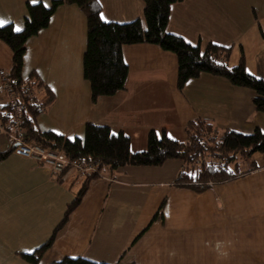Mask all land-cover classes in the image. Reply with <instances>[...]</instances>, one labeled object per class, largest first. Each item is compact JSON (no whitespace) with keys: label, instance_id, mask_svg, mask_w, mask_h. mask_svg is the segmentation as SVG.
Here are the masks:
<instances>
[{"label":"crops","instance_id":"obj_1","mask_svg":"<svg viewBox=\"0 0 264 264\" xmlns=\"http://www.w3.org/2000/svg\"><path fill=\"white\" fill-rule=\"evenodd\" d=\"M28 2L34 3L0 0V26L12 23L22 30ZM99 2L106 21L145 20L143 0ZM167 30L202 48L209 42L232 46L230 65L243 51L248 71L264 77V0H182L172 5ZM87 32L84 12L62 4L27 41L23 77L37 73L55 97L37 118L42 131L73 139L84 137L87 123L107 125L130 136L133 152L147 148L152 129L186 140L187 123L198 117L219 128L264 131L253 90L209 73L180 90L177 55L151 43L125 45V88L93 101L83 68ZM11 65V48L0 39V72ZM7 100L0 76V104ZM10 148L9 136L0 134V152ZM252 158L255 169L202 192L175 184L180 159L127 165L115 177L105 173L91 180L42 261L84 256L114 264H264V152ZM82 184L77 174H53L45 163L14 152L1 161L0 258L28 264L19 254L52 236ZM164 201L163 219L153 221Z\"/></svg>","mask_w":264,"mask_h":264},{"label":"trees","instance_id":"obj_2","mask_svg":"<svg viewBox=\"0 0 264 264\" xmlns=\"http://www.w3.org/2000/svg\"><path fill=\"white\" fill-rule=\"evenodd\" d=\"M143 1L144 21L141 18L123 23L106 21L101 16L102 6L99 0H52L50 5L28 2V13L22 30L17 31L12 23L0 26V39L12 51L8 84L15 93L14 104H0V118L6 129L19 134L25 141L47 149L63 150L71 160L99 164V172L82 177V186L68 205L52 236L35 250L19 254L28 264L41 263L47 250L52 247L57 232L80 205L91 180L101 177V173L115 177L119 169L127 165L161 166L168 159H180L183 165L175 178V184L202 192L213 184L233 180L255 169L257 164L253 161V155L264 152V131L261 128L258 127L251 133H243L231 128H219L212 120L201 117L187 123V137L183 141L171 138L166 130H150L147 148L138 152L132 151L129 135L123 131L114 133L107 125L87 123L84 137L73 139L39 128L38 116L52 105L55 97L37 73L23 77L24 57L28 39L49 25L51 17L62 4L77 5L87 18V48L83 68L84 77L91 84L93 101H97L100 96L116 94L125 88L129 66L123 47L127 44L151 43L177 55L180 90L188 80L197 78L202 73L221 76L233 85L253 90L254 106L264 113V77L248 71L243 51L239 62L230 65L228 60L232 46L209 42L202 48L169 32L167 26L171 7L182 0ZM262 37L264 39V33ZM40 91L44 93L41 94ZM11 153L13 146L0 152V162ZM206 156L210 160L199 163ZM164 207L165 201L153 221L163 219ZM50 264L114 263L94 261L84 256H64Z\"/></svg>","mask_w":264,"mask_h":264},{"label":"built area","instance_id":"obj_3","mask_svg":"<svg viewBox=\"0 0 264 264\" xmlns=\"http://www.w3.org/2000/svg\"><path fill=\"white\" fill-rule=\"evenodd\" d=\"M0 76L1 89L8 98L7 102L14 104L15 93L8 84V72L1 70ZM17 124H19V118L17 119ZM2 133L9 136L15 154L45 163L53 174L61 175L72 172L84 177L88 174L99 172V164L97 162L71 160L66 157L63 150L47 149L31 141L23 140L19 134L8 131L0 118V134ZM101 175L104 176V173H101Z\"/></svg>","mask_w":264,"mask_h":264},{"label":"rangeland","instance_id":"obj_4","mask_svg":"<svg viewBox=\"0 0 264 264\" xmlns=\"http://www.w3.org/2000/svg\"><path fill=\"white\" fill-rule=\"evenodd\" d=\"M241 55H242V53H241ZM245 55V54H244ZM246 66H247V63H246ZM210 160V157H208V156H206V157H204V158H202V159H200L199 160V163H201V162H207V161H209ZM244 164V163H243ZM242 164V165H243ZM245 165V164H244ZM43 259V258H42ZM49 259H47L46 261H42V264H45V262L47 263V261H48ZM12 261H14V259L13 258H0V264H18V263H15V262H12ZM16 262H22L21 261V259L19 260V261H16ZM21 264V263H20ZM22 264H25L24 262L22 263ZM41 264V263H40ZM49 264V263H48Z\"/></svg>","mask_w":264,"mask_h":264},{"label":"snow or ice","instance_id":"obj_5","mask_svg":"<svg viewBox=\"0 0 264 264\" xmlns=\"http://www.w3.org/2000/svg\"><path fill=\"white\" fill-rule=\"evenodd\" d=\"M33 2L35 3V2H38V0H33ZM101 16H102V18H106V17H103V14L101 13ZM2 23H4L3 21H0V24H2ZM20 29H19V27H17V31H19ZM194 175V174H193Z\"/></svg>","mask_w":264,"mask_h":264}]
</instances>
